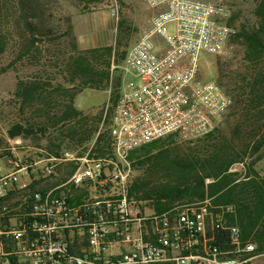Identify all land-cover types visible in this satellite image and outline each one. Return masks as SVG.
<instances>
[{
	"label": "built area",
	"instance_id": "2783aa9c",
	"mask_svg": "<svg viewBox=\"0 0 264 264\" xmlns=\"http://www.w3.org/2000/svg\"><path fill=\"white\" fill-rule=\"evenodd\" d=\"M144 2L152 26L119 66L108 153L95 152L99 132L77 149L26 147L21 137L0 149V264H252L262 257L230 223L235 207L214 204L215 196L160 214L130 197L133 151L168 136L193 143L232 107L224 86L200 77L201 56L226 55L237 34L232 8ZM156 36L166 47L160 54ZM237 165L236 182L247 180L248 162Z\"/></svg>",
	"mask_w": 264,
	"mask_h": 264
},
{
	"label": "trees",
	"instance_id": "16d2710c",
	"mask_svg": "<svg viewBox=\"0 0 264 264\" xmlns=\"http://www.w3.org/2000/svg\"><path fill=\"white\" fill-rule=\"evenodd\" d=\"M34 1L0 0V59L8 57L0 74H16L13 98L23 114L30 113L7 130V137L29 138L58 130L56 143L47 146L60 151L90 144L99 132L95 152L104 156L110 145L111 107L122 81L119 66L136 28L121 16L113 45L80 50L71 26L60 31L53 27ZM74 1L87 11L103 0ZM240 14L232 15L237 34L231 45L242 48L244 70L239 75L218 71V82L232 99L230 111L239 116L237 123L230 131L216 128L195 143L180 144L168 136L133 151L128 159L136 176L129 194L157 214L176 204L199 201L206 193L215 196L214 204L235 207L230 223L238 227L243 241L255 246L256 255L264 256V177L253 168L264 159V0H253L250 20ZM43 45L49 56L42 54ZM21 68L30 73H20ZM86 89L110 90L106 112L91 115L75 108L76 96ZM247 158L251 160L247 180L236 182L239 174L230 169ZM205 179L215 182L205 186Z\"/></svg>",
	"mask_w": 264,
	"mask_h": 264
},
{
	"label": "rangeland",
	"instance_id": "374dc122",
	"mask_svg": "<svg viewBox=\"0 0 264 264\" xmlns=\"http://www.w3.org/2000/svg\"><path fill=\"white\" fill-rule=\"evenodd\" d=\"M207 2H222L230 6L233 10L239 11L241 19L250 20L253 9V0H203ZM35 7L38 8L39 14L43 15L46 22L57 29L64 30L71 26L74 42L78 49L85 50L95 47L113 45L116 36L118 19L121 16L126 17L132 26L136 28V33L131 37L127 50L137 41L140 34L151 28V11L144 0H103L100 3L89 5L87 11H83V4L74 0H35ZM66 42V41H65ZM157 54L165 50L163 41L156 37L152 39ZM64 44V49L68 48ZM48 46L43 45L42 51L45 56L50 55L47 50ZM52 51V48L49 47ZM200 67V77L206 80H219L218 71L223 69L224 74H240L244 70L242 63V48L239 45H230L226 55L216 57L212 54H203ZM8 61V57L0 59V67H3ZM47 61V59L43 60ZM30 73L29 69L21 68V72ZM24 74V73H23ZM226 80L224 79V82ZM16 83V74L6 72L0 74V149L9 143L11 139L7 137V130L17 123H22L25 117L30 113L23 114L18 104L13 98V91ZM109 102V91H95L86 89L77 95L74 100L76 109L95 115L105 109ZM233 113L232 116H229ZM221 122L217 125L219 131L231 130L232 126L237 123L239 116L236 112L230 111ZM58 131V130H57ZM57 131L49 130L45 135L38 134L34 137L21 138L20 143L26 147H45L51 142H55ZM195 143V142H193ZM183 144V143H180ZM63 147V146H62ZM250 168L251 160L245 159ZM255 171L261 177H264V159L253 165ZM232 171L239 172L240 167L236 164ZM6 169L4 170V172ZM249 171V169H248ZM136 175L132 172L131 180ZM252 264H264V256L252 261Z\"/></svg>",
	"mask_w": 264,
	"mask_h": 264
}]
</instances>
